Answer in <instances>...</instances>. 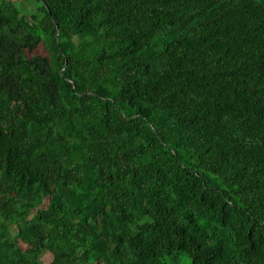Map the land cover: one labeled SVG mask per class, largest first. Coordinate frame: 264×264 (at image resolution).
Returning a JSON list of instances; mask_svg holds the SVG:
<instances>
[{"label":"trees","instance_id":"trees-1","mask_svg":"<svg viewBox=\"0 0 264 264\" xmlns=\"http://www.w3.org/2000/svg\"><path fill=\"white\" fill-rule=\"evenodd\" d=\"M32 1L0 0V264H264V0Z\"/></svg>","mask_w":264,"mask_h":264},{"label":"rangeland","instance_id":"rangeland-1","mask_svg":"<svg viewBox=\"0 0 264 264\" xmlns=\"http://www.w3.org/2000/svg\"><path fill=\"white\" fill-rule=\"evenodd\" d=\"M16 1L21 4V6L24 8V10L27 14H30V12L34 8V3L32 0H16ZM42 259L44 261H49L51 259V255L46 254L42 257Z\"/></svg>","mask_w":264,"mask_h":264}]
</instances>
